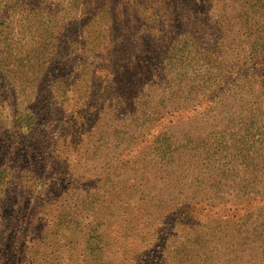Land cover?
I'll list each match as a JSON object with an SVG mask.
<instances>
[{
    "label": "trees",
    "instance_id": "obj_1",
    "mask_svg": "<svg viewBox=\"0 0 264 264\" xmlns=\"http://www.w3.org/2000/svg\"><path fill=\"white\" fill-rule=\"evenodd\" d=\"M239 1L222 0L230 12L239 10L217 16V26H231L227 41L218 28L214 42L213 0H0V264L163 258L160 230L150 225L135 234L128 227L140 200L105 184L87 188L89 179L78 173L109 128L113 134L149 116L135 101L153 89L191 109L236 86L255 94L242 119L221 124L219 141L204 137L196 147L213 141V186L226 180L234 193L228 224L264 226L257 222L264 213V19ZM159 107L147 134L155 127L163 133L162 119L185 110ZM169 139L161 147L183 156L193 143L187 135ZM133 146L113 147L122 149L124 166L138 155ZM137 236L146 248H133Z\"/></svg>",
    "mask_w": 264,
    "mask_h": 264
},
{
    "label": "rangeland",
    "instance_id": "obj_2",
    "mask_svg": "<svg viewBox=\"0 0 264 264\" xmlns=\"http://www.w3.org/2000/svg\"><path fill=\"white\" fill-rule=\"evenodd\" d=\"M240 4V9L243 6L245 9L259 8L256 10L259 11L258 16L264 19V0H240L237 5ZM235 11L225 9L222 0H213L214 42L218 28L220 32H225L221 37L224 42L227 41L231 26L224 20L217 26V16L229 17ZM255 19L259 24L262 22L257 17ZM236 87L223 95L222 99L213 101V98H207L193 109L190 108L191 103L170 100L166 95L154 93V89L144 92L135 102L138 103L137 107L145 106L151 110L149 116L143 119L139 116L133 125L127 121L123 129H113V134L109 128L105 132L109 136H103L102 143L105 144H102L101 149L87 152L88 159L81 161L78 166V173L89 179L84 181L87 188L105 184L108 188L115 187L114 192L121 197L130 194L134 200H140L137 204L140 207L134 209L137 212L129 217L128 227L135 234H145L147 226L154 225L161 232L159 242L162 244L167 239L164 256L158 258L156 264H264V226L252 231L250 226L238 228L240 222L232 224L231 220L228 224L232 213H228L227 209L235 201L232 199L234 193L226 180L222 179L218 187L213 186V141L200 145L198 149L196 147L204 137L213 139L214 135L217 140L222 123L237 120L243 112L245 116L248 101L255 94L247 96L244 89L242 91ZM180 105L185 108L181 114L171 113L162 119L161 125H165L163 133L157 127L149 134L144 131L150 126L151 113L160 110L159 106L172 110ZM177 121L181 124L178 125ZM136 125H140L141 130H137ZM182 135L193 138L191 145L183 147L185 156L180 155L182 151L174 146L161 147L169 136L173 137L169 142L174 144L176 138ZM129 141L138 146L133 148L134 153L138 151V155L124 166L120 162L123 156L119 154ZM118 145L122 149L113 148ZM95 174L99 178L92 182ZM106 176L111 178L106 180ZM227 176L225 172L223 178ZM216 178L219 179L218 176ZM120 215V219H124L127 213L121 210ZM261 220H264V213L257 222ZM177 223L179 226L171 228ZM142 236L134 238L131 244L133 248L138 249V245L146 248L147 243L139 241Z\"/></svg>",
    "mask_w": 264,
    "mask_h": 264
}]
</instances>
